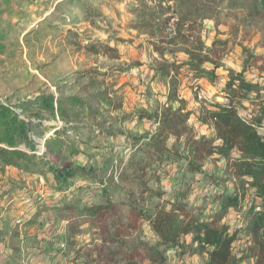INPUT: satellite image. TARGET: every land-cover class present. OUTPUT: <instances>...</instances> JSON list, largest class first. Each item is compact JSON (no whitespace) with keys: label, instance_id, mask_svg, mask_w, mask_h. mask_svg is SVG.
<instances>
[{"label":"trees","instance_id":"16d2710c","mask_svg":"<svg viewBox=\"0 0 264 264\" xmlns=\"http://www.w3.org/2000/svg\"><path fill=\"white\" fill-rule=\"evenodd\" d=\"M104 3L103 0H61L57 6L61 11L51 13L49 22H41L40 31L31 30L26 35L37 34L46 38L61 34L76 53L87 57L103 54L110 61L121 60L119 50L100 39L88 45L82 43V39L91 40L89 34L93 30L102 31L105 35L115 33L114 21L103 12ZM0 4L4 6L0 7V49H4L7 44L19 41L20 35L27 31V26L14 22L16 17H30L33 13L24 11L14 1L0 0ZM7 13L11 17L6 18ZM127 13L132 16L128 28L135 32V37H148L147 44L161 56L166 51L181 50L177 47L179 45L191 44L202 49L203 43L196 35L198 22L214 19L217 35L226 28L232 39L214 40L210 51L216 60L192 53L194 60L199 63L210 60L219 67V61L237 47L248 54L243 61L245 71L257 67L258 62L264 60V56H254L246 47L254 40L264 43V0H134ZM83 22L89 24V30L77 28ZM173 24L174 36L168 32ZM154 66L161 79L170 76L172 71L179 76V67H183L166 61L157 62ZM193 67H198V64ZM259 70L264 71V67ZM114 75L104 74L106 80L115 77L113 85L87 95L65 96L59 93L55 97L48 88L14 102L13 107L22 110L26 117L0 102V163L23 172L40 174L47 180L48 187L57 191L64 190L70 178L86 177L88 185L83 189L94 197L87 202L79 200V204H38L32 215L18 223L27 232L32 227L38 230L48 224L55 234V242L64 243L62 248H48L41 255L56 254L69 264H167L164 253L160 251V242L152 245L142 238L147 231L142 225L147 221L164 244L175 246L181 234L195 231L194 239L201 241L202 248L204 244L215 245V251L209 254L208 264H242L246 260L264 264V136L259 133L264 124V103L257 105L253 102L256 114L250 113L248 118L238 116L235 106L223 107L219 112H203L201 119L205 122L211 120L217 136L224 140V145L219 148H214L212 142L204 137L197 141L194 130L186 126L187 115L180 109L173 111L171 107L163 106L154 112L139 114L142 120L147 117L159 122L160 128L150 139L149 135L137 138L134 134L105 125L108 123L106 113L123 108V94L118 95L111 88L118 85L121 74ZM207 75L215 79V70ZM242 76L243 73L235 78L242 80ZM171 83L169 100L177 97L175 77ZM258 87L241 82V88L248 92ZM185 103L182 102V107ZM99 119L102 120L97 123ZM33 132L39 133L41 138L48 137L44 154L39 153ZM170 133L177 138L187 134L182 146L183 155L177 145H173L171 150L165 147ZM87 136L132 137L136 146L115 174L99 179L96 168L78 161L81 145L85 144L83 138ZM233 149L236 150V159L230 155ZM214 152L225 159L223 176L213 174L206 176L205 180L215 187L233 182L234 192L232 195H212L213 202L221 201L220 210L210 222L201 224L199 217L203 215L204 206L199 210L190 209L184 200L196 183L195 176L189 173L199 172ZM179 160L187 161V169L184 171L183 165L176 164L184 175L180 177V189L173 194V203L163 199L166 193L161 185L163 179L170 176L172 167L169 165ZM213 163L217 161L213 160ZM249 192L256 195L257 204L253 203L244 212V228L228 234L229 226L220 227L219 220L227 215L229 207H236L239 212L241 206H245ZM169 205L171 210L166 211ZM257 207L262 210L257 212ZM60 228H66V233H60ZM19 233L16 230L11 234V245ZM241 239L246 249L237 257L233 253L234 244ZM4 260L6 264L12 258L5 255Z\"/></svg>","mask_w":264,"mask_h":264},{"label":"rangeland","instance_id":"374dc122","mask_svg":"<svg viewBox=\"0 0 264 264\" xmlns=\"http://www.w3.org/2000/svg\"><path fill=\"white\" fill-rule=\"evenodd\" d=\"M9 1L16 2L24 11L32 12L33 15L30 17H16L17 19L14 22H19L21 26H27V31L20 35L19 41L11 42L4 49H0V102L3 105L10 107L11 110L22 117H26L22 110L13 107L14 102L30 98L41 90L48 88L55 97L60 94L65 96L87 95L96 89L103 90L114 84L115 77L108 80L104 77V74L108 73L115 74L114 76L121 74L118 85L111 88L118 95L123 94V108L114 112H123L126 104L135 108L138 104L137 95L151 96L150 86L145 93H138L137 88L139 85L133 86L131 80L125 76V73L129 72L132 67H143L139 59L132 60L126 66L116 63H100L94 57L76 53L72 45L63 39L61 34L46 38L37 34L26 35L31 30L40 31L42 29L40 23L44 20L48 21V16L51 13H59L61 10L57 6L61 0ZM103 1L105 2L102 5L103 12L115 23V33L109 36V40L115 38L114 42L121 45L136 43L139 38L135 37V32L128 28L132 16L127 13L128 6L134 3V0H124L123 2L119 0ZM119 5H124V7L121 8ZM0 7L4 6L0 4ZM8 17H11L9 13L6 14V18ZM70 28L73 27L70 26ZM77 28L82 31L89 30V24L83 22ZM94 34L95 32L91 31L89 35L92 37ZM144 48V43L137 44V49ZM125 54L127 55V53ZM148 55L151 57L150 52ZM157 62L159 61H153V65H156ZM153 65L149 67H153ZM104 67H107L108 70L101 71L100 69ZM89 71H91V74H87ZM137 79H139V76H137ZM155 79L156 76H153L152 80ZM143 82V80H140V84H143ZM160 107L162 106L157 104L154 111L162 109ZM245 111L247 110L245 109ZM114 112L105 114V119L108 122L105 125L133 134L124 126L125 122H131L133 113L129 112L114 116ZM141 112L148 113L141 109L138 110L137 115L139 116ZM249 116L250 113L243 118ZM101 120L99 119L97 123H100ZM139 122L142 123L143 120L139 118ZM137 126H139V123ZM259 133L264 136V124L259 129ZM146 135H149V133L134 134L137 138ZM32 136L35 142L38 143L39 151L40 148L42 150L39 153L44 154L48 137L45 140L36 132H33ZM121 138V136L117 138L84 137L85 144L81 145L82 153L78 161L96 168V175L99 179H105L115 174L118 168L127 161L131 150L136 146L135 139L132 137L123 136V140ZM176 167L180 169V167ZM169 171L171 175L173 169L171 168ZM87 185L88 180L86 177L77 176L69 179V185L64 190H52L48 187L44 176L23 172L15 167L4 166L0 163V242L4 244L5 249L10 250V253L0 250V264H5V255L12 258L6 264H69L62 256L58 257L56 254L41 255L43 250L48 248L55 250L56 248H62L61 244L64 245V243L55 242L53 238L55 234L52 232L50 225L46 224L38 230L32 227L27 232L26 228L19 226L18 223L24 217L32 215L34 213L32 209L36 210L38 204L49 206L56 204V202L79 204V200H83V202L92 200L94 198L93 194L88 192L87 189H83ZM256 198V195L249 192L244 205L249 207L253 203L257 204ZM208 199L209 196L206 195L204 197L205 202ZM60 226L64 225L60 223ZM65 229L60 228L59 232L65 234ZM16 230L20 232V236L16 237L14 244L11 245V234ZM243 249H246L244 240L236 242L233 249L234 255L240 257ZM242 264H255V262L254 260H246Z\"/></svg>","mask_w":264,"mask_h":264},{"label":"clouds","instance_id":"9594fccd","mask_svg":"<svg viewBox=\"0 0 264 264\" xmlns=\"http://www.w3.org/2000/svg\"><path fill=\"white\" fill-rule=\"evenodd\" d=\"M119 7L123 8L124 5H119ZM97 23H99V21ZM198 24L199 30L196 35L200 37L203 43L202 49L194 48L191 44L179 45L177 47L181 50L174 52L166 51L163 56H161L159 52L154 51L152 46L146 43L149 39L146 36H141L136 43L132 45H121L114 42L115 38L111 41L109 40L111 33L105 35L102 31L95 32V30H93L95 34L92 36L91 40L82 39V43L88 45L99 37L100 40L108 43L111 47L119 49L121 60L109 61L107 55L101 54L98 57H94V59H97L100 63H116L126 66L127 63H131L132 60L135 59H139L142 62L143 67H132L129 72L125 73V76L131 80L133 86L139 85L137 88L138 93H145L146 89L150 86L151 96L137 95L136 99L138 100V104H136L135 108L129 107L126 104L123 112L113 113L114 116L124 115L129 112L133 113L131 122H125L124 125L128 131L133 134L148 132L149 139L152 135H155L160 128L159 122L149 120L145 117L143 122L140 123L137 112L142 109L151 113L155 110L157 104H159L164 108L171 107L173 111L180 109L183 114L187 115L185 123L188 128L194 130L195 139L199 141L201 137H204L212 142L214 148H219L224 145V140L217 136L215 124L211 120L205 122L201 119L203 112H219L223 107L235 106L236 114L243 118L248 116L249 113L252 115L256 114L253 112V102L257 105L264 103V71L259 70L260 67H264V60L259 61L257 67H251L248 71H245L243 61L247 58L248 54L242 53L240 47H237L234 52L219 61V67L210 60H204L203 63H199L193 59L192 53H196L200 57L207 56L211 57V60H216V57L213 56L210 51L213 48L214 40H231L232 37L226 28H222L221 34L217 35V31L214 27V19H202ZM185 28H187V25ZM168 32L172 36L176 34L174 24L168 29ZM140 43L145 44L144 49H137V44ZM229 47H231V43ZM246 47L252 55L264 56V43H258L254 40L248 43ZM149 52L151 53V57L148 55ZM125 53H127V55ZM153 61H159L161 63L166 61L169 64L174 63L178 67L183 65V67H179V76H177L175 71H172L170 76L161 79L155 71ZM194 64H198V67H193ZM150 65H153V67H149ZM100 70L107 71L108 69L104 67ZM213 70H215V79H211L207 75V73ZM230 72L232 75H229ZM198 73H202V75H198ZM241 73H243L242 80L245 84L258 85V89H254L250 92L242 89V80L235 78ZM137 76H139V79H137ZM153 76H156L155 80H152ZM174 77L177 81V97L173 100H169V93L172 87L171 82ZM140 80L144 81L143 84H140ZM230 82L231 87H229ZM258 94L260 97L259 100H257ZM182 102H186L183 107ZM217 105H219V107ZM245 109L247 111H245ZM138 123L139 126H137ZM186 137L187 134L177 138L176 135L170 133L165 142V147L171 150L173 145H177L178 150L181 151L183 155L182 146ZM123 139L122 137L121 140ZM230 155L233 159H236V150L233 149ZM213 160H216L217 163L213 164ZM176 164L183 165L184 171H186L187 161L185 160H179L175 164L169 165L172 167L173 173L168 178L163 179L161 185L163 191L166 193L163 199L172 200L173 203H175L173 194L180 189V177L184 175V171L177 168ZM224 164V157L214 152L213 155L203 163L199 172L189 173L190 176H195L196 183L193 184V191L187 196L184 203L187 204L190 209L199 210L201 206H204L203 215L199 217V223L201 224L210 222L215 213L220 210L221 201L216 200L213 202L211 198L212 195H232L234 192L233 182L215 187L205 180L206 176H211L213 174L223 176ZM206 195L209 196L207 202L204 200ZM32 210L35 211V209ZM170 210L171 206L169 205L166 211ZM261 210L260 207L256 209L257 212ZM246 211V206H241L239 212L236 207H229L227 209V215L219 220V226L223 227L228 225V234H231L236 229H243L244 223L242 217ZM180 218L182 220L184 219L183 216ZM63 223L67 224V221ZM142 227L147 230L142 237L143 239L148 240L152 245H156L158 241L160 242V251L164 253L167 264H208V260L210 259L209 254L215 251V245L204 244L202 248L201 241L194 239L196 235L195 231L181 234L179 243L172 246L160 241V238L152 230L150 222L146 221ZM203 235L204 233L201 232L200 236L203 237ZM83 239L87 238L84 237ZM60 246L63 247V244ZM0 250L10 253V250L5 249L2 242H0Z\"/></svg>","mask_w":264,"mask_h":264},{"label":"built area","instance_id":"2783aa9c","mask_svg":"<svg viewBox=\"0 0 264 264\" xmlns=\"http://www.w3.org/2000/svg\"><path fill=\"white\" fill-rule=\"evenodd\" d=\"M44 139H45V138H44ZM45 140H46V139H45ZM41 141H42V140H41ZM40 143H42V142H40ZM40 143H39V144H40ZM42 145H44V144L42 143ZM40 151L42 152L41 148H40ZM240 241H243V239H241Z\"/></svg>","mask_w":264,"mask_h":264}]
</instances>
